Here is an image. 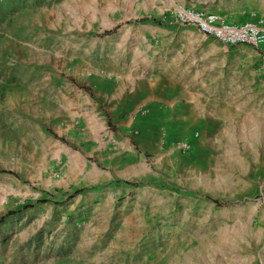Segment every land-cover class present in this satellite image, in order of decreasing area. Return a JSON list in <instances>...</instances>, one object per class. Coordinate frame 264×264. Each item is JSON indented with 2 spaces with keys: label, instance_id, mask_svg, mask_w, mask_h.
I'll list each match as a JSON object with an SVG mask.
<instances>
[{
  "label": "rangeland",
  "instance_id": "374dc122",
  "mask_svg": "<svg viewBox=\"0 0 264 264\" xmlns=\"http://www.w3.org/2000/svg\"><path fill=\"white\" fill-rule=\"evenodd\" d=\"M178 5L264 20V0H0V264H264V62ZM88 70L156 79L189 124L121 173L56 105Z\"/></svg>",
  "mask_w": 264,
  "mask_h": 264
},
{
  "label": "crops",
  "instance_id": "0c3cea01",
  "mask_svg": "<svg viewBox=\"0 0 264 264\" xmlns=\"http://www.w3.org/2000/svg\"><path fill=\"white\" fill-rule=\"evenodd\" d=\"M229 11L240 18L260 16V9L257 8L250 11ZM230 13L226 11V14H220L232 23L248 21L232 20ZM82 77V84L89 86L91 90H71L61 85L65 89L58 92L57 97L54 96L56 99L59 97L56 105L59 106L61 116L69 123L67 127L70 130L79 125L77 134L85 141L95 142L97 152L92 149L91 154L95 152V156L100 158L106 152L108 165L115 164L114 167L120 168L117 170L121 173L127 174L129 168L123 169L122 163L128 162L129 158L138 163L142 153L154 150L158 137L178 136L179 130L189 124L188 119L180 116L179 110L172 105L161 107L162 100L155 92L156 79L152 77L140 79L134 78L131 72L126 76L121 73L105 74L90 70ZM143 111L147 113L142 115ZM111 127L116 129L115 132ZM113 134L118 137L119 145L112 150L106 146L107 143L114 142ZM139 165L138 163L135 167ZM138 170L139 167L134 169L135 172Z\"/></svg>",
  "mask_w": 264,
  "mask_h": 264
},
{
  "label": "built area",
  "instance_id": "2783aa9c",
  "mask_svg": "<svg viewBox=\"0 0 264 264\" xmlns=\"http://www.w3.org/2000/svg\"><path fill=\"white\" fill-rule=\"evenodd\" d=\"M172 19L174 24L193 27L203 37L211 38L224 47H248L264 62V20L260 18L232 23L220 13L178 5L172 12ZM146 113L143 111L142 115Z\"/></svg>",
  "mask_w": 264,
  "mask_h": 264
},
{
  "label": "trees",
  "instance_id": "16d2710c",
  "mask_svg": "<svg viewBox=\"0 0 264 264\" xmlns=\"http://www.w3.org/2000/svg\"><path fill=\"white\" fill-rule=\"evenodd\" d=\"M108 34V33H107Z\"/></svg>",
  "mask_w": 264,
  "mask_h": 264
}]
</instances>
